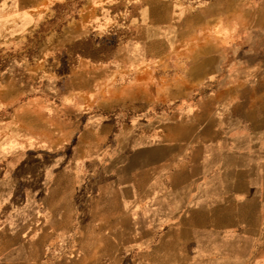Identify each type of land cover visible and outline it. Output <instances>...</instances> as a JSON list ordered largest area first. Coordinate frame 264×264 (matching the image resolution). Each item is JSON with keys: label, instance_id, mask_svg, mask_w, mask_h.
Here are the masks:
<instances>
[{"label": "rangeland", "instance_id": "obj_1", "mask_svg": "<svg viewBox=\"0 0 264 264\" xmlns=\"http://www.w3.org/2000/svg\"><path fill=\"white\" fill-rule=\"evenodd\" d=\"M207 5L0 0V264L129 258L115 244L130 236L107 234L129 220L97 211L98 193L107 198L122 162L110 150L124 146L128 127L142 137L159 133L211 96L207 79L193 73L200 48L225 46V28L201 24ZM245 13L229 12V81L264 83V53L241 51L263 38L240 34L257 30L237 21L259 18L258 10ZM93 123L115 131L101 141L83 134ZM228 259L219 252V264Z\"/></svg>", "mask_w": 264, "mask_h": 264}, {"label": "crops", "instance_id": "obj_2", "mask_svg": "<svg viewBox=\"0 0 264 264\" xmlns=\"http://www.w3.org/2000/svg\"><path fill=\"white\" fill-rule=\"evenodd\" d=\"M207 2L201 24L225 28V46L200 48L193 73L207 79L211 96L159 133L142 137L128 127L124 146L110 150L122 162L107 198L98 193L97 211L100 218L129 220L107 233L130 236L115 244L131 251L129 258L117 255L116 264H219L222 251H229V264H264V83L231 82L227 65L229 12L237 8L259 12L257 19L241 16L243 29L257 30L240 34L263 36L259 47L243 43L242 53H264V0ZM113 130L93 123L83 134L101 141Z\"/></svg>", "mask_w": 264, "mask_h": 264}]
</instances>
